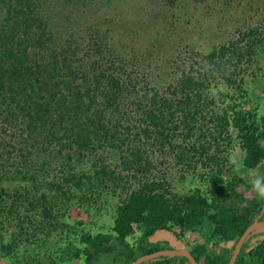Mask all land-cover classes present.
Here are the masks:
<instances>
[{
  "label": "trees",
  "instance_id": "trees-1",
  "mask_svg": "<svg viewBox=\"0 0 264 264\" xmlns=\"http://www.w3.org/2000/svg\"><path fill=\"white\" fill-rule=\"evenodd\" d=\"M93 1L0 0V260L62 264L64 256L49 261L39 247L52 233L70 229L73 209L89 212L84 201L111 194L119 198L113 234L70 232L79 242L70 258L130 264L164 250L160 244L170 241L152 239L169 231L178 240L187 233L205 239L189 249L198 264H229L246 229L264 217V190L257 191L264 174L250 196L252 185L228 155L236 145L243 172L264 170V115L246 107L250 100L242 89L238 97L225 92L220 100L226 105L218 106L212 78L229 72L223 76L230 88L242 87L247 68L239 66L264 54V22L215 44L199 68L162 86L140 81V66L127 70L106 6L100 5L105 14L97 22L70 11L78 6L84 14ZM207 65L212 72L201 74ZM54 162L56 176L49 169ZM172 168L198 184L174 191ZM13 182L20 188L6 192ZM11 217L14 230L6 242ZM137 234L134 243L127 240ZM252 237L235 264H264V235ZM146 263L190 261L160 257Z\"/></svg>",
  "mask_w": 264,
  "mask_h": 264
},
{
  "label": "rangeland",
  "instance_id": "rangeland-1",
  "mask_svg": "<svg viewBox=\"0 0 264 264\" xmlns=\"http://www.w3.org/2000/svg\"><path fill=\"white\" fill-rule=\"evenodd\" d=\"M65 1L61 0L62 3ZM103 1L87 2L84 14L78 6L70 11H78V14H82V18L87 21L98 18L96 21L93 20L97 22L101 21L102 14H105L101 11V6H106L107 15L111 13V17L115 21L112 24L114 37L119 40L122 48H125L124 63L128 67L127 70L131 72L133 67L139 68L140 66L141 70L138 74L140 81H144V79L159 81L162 86L163 84L165 86L176 84L183 73L191 71L192 67L199 68L204 62L202 58H205L215 44L237 39L240 30L264 22V0H111L109 5ZM76 19H80V16H76ZM192 49H195L196 52H193ZM189 52L191 55L194 54L196 59ZM134 55L138 57L137 60ZM200 58L201 60H199ZM244 68H247V72L241 71L240 77H244L241 88H230L225 82V77L229 75V72H213V75L218 78H212L211 94L215 96L218 106H223L226 104H223L220 98H223L222 95L225 92H231L238 97L236 92L238 89H242V93L247 95L246 100H250L246 107H254L259 115H264V54L258 58L255 57L254 63L245 62L239 66L240 70ZM207 72L209 75L212 72L210 65L201 69V74ZM228 156L229 163L233 164L239 175L246 177L248 183L252 185L249 195L253 196L255 193L254 182L259 180L258 177L264 174V170H261V173L259 169L257 172L256 170L248 173L243 172L245 170L243 166L241 167L242 151L236 145L230 150ZM230 164L225 167V179L230 174ZM235 164H237L236 167ZM49 169L52 176L57 175V163L51 164ZM173 169L170 170L172 175L168 181L174 191L185 192L198 184V182L190 181V175L184 173L182 169ZM19 186L18 182L7 183L5 185L6 192H13L20 188ZM106 199H108L107 203ZM118 201L119 198H115L111 194H107L99 200L84 201L83 206L90 208V211L73 209L69 217L73 226L71 225L70 229L52 233L47 239L46 245L39 247L42 255L49 261L52 259L59 261L60 257L64 256L65 260L62 264H84V260L70 258L74 254L76 246H79L78 236L76 237L70 232L113 234L112 225ZM12 219L13 217H11V223L14 222ZM77 220L82 221V224H78ZM13 230V223L7 224L6 242L9 241ZM255 233L262 237L264 229L257 230L253 234ZM253 234L247 239L248 247L253 244ZM138 237L137 234L127 240L134 243ZM179 240L183 242L187 250L194 244L205 241L199 234L192 235L190 233ZM160 246L163 249L175 248L172 242L168 246L162 244ZM213 247L210 245V248ZM34 248L30 247L28 253H31ZM68 250H71V253H68ZM0 264L8 263L0 260Z\"/></svg>",
  "mask_w": 264,
  "mask_h": 264
},
{
  "label": "water",
  "instance_id": "water-1",
  "mask_svg": "<svg viewBox=\"0 0 264 264\" xmlns=\"http://www.w3.org/2000/svg\"><path fill=\"white\" fill-rule=\"evenodd\" d=\"M264 211V210H263ZM264 229V218L255 220L244 232L239 241L234 247V251L229 264H235L240 254L241 248L249 236L257 230ZM168 240L175 245L173 249H166L154 252L152 254L144 255L130 264H142L150 260H155L160 257H185L190 261V264H198L191 253L185 248L183 242L176 239L173 234L169 231L157 232L153 237L152 241ZM228 246H232V243H228Z\"/></svg>",
  "mask_w": 264,
  "mask_h": 264
},
{
  "label": "clouds",
  "instance_id": "clouds-1",
  "mask_svg": "<svg viewBox=\"0 0 264 264\" xmlns=\"http://www.w3.org/2000/svg\"><path fill=\"white\" fill-rule=\"evenodd\" d=\"M254 184H260V181H255ZM262 190H264V185H261V187L257 189V191H262ZM261 218H262L261 216L258 217V219H261Z\"/></svg>",
  "mask_w": 264,
  "mask_h": 264
},
{
  "label": "flooded vegetation",
  "instance_id": "flooded-vegetation-1",
  "mask_svg": "<svg viewBox=\"0 0 264 264\" xmlns=\"http://www.w3.org/2000/svg\"><path fill=\"white\" fill-rule=\"evenodd\" d=\"M164 250H166V249H164ZM160 251V250H159ZM188 251H189V249H188ZM190 252V251H189ZM151 261V260H150ZM149 262V261H148ZM145 263V262H144ZM143 264V263H142Z\"/></svg>",
  "mask_w": 264,
  "mask_h": 264
}]
</instances>
